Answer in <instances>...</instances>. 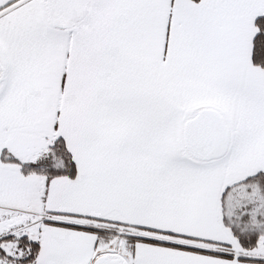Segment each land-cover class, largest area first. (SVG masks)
I'll use <instances>...</instances> for the list:
<instances>
[{
	"label": "snow or ice",
	"instance_id": "obj_1",
	"mask_svg": "<svg viewBox=\"0 0 264 264\" xmlns=\"http://www.w3.org/2000/svg\"><path fill=\"white\" fill-rule=\"evenodd\" d=\"M0 264H264V0H0Z\"/></svg>",
	"mask_w": 264,
	"mask_h": 264
}]
</instances>
